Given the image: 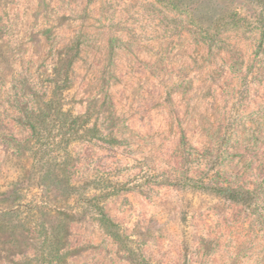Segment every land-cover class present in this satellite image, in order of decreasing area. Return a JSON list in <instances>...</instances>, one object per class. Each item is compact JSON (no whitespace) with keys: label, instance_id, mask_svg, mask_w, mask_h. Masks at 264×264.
<instances>
[{"label":"rangeland","instance_id":"rangeland-1","mask_svg":"<svg viewBox=\"0 0 264 264\" xmlns=\"http://www.w3.org/2000/svg\"><path fill=\"white\" fill-rule=\"evenodd\" d=\"M56 72L100 136L60 145L70 199L28 124ZM100 186L123 245L84 203ZM64 208L55 264H264V0H0V264H46Z\"/></svg>","mask_w":264,"mask_h":264},{"label":"trees","instance_id":"trees-1","mask_svg":"<svg viewBox=\"0 0 264 264\" xmlns=\"http://www.w3.org/2000/svg\"><path fill=\"white\" fill-rule=\"evenodd\" d=\"M71 64L72 61H69V65ZM60 76V73L56 72L51 98L40 108L38 114L32 113L28 116V124L32 131L34 170L36 173L44 172L43 176L40 177V182H44L48 189L61 192L70 199L82 188L80 184L73 180L72 172L68 169L65 159L66 155H68V147L62 148L60 145L62 141L68 146L76 139L100 136L97 135V128L87 127L91 120L89 115L73 116L72 113L64 110L61 103V93L69 89V78L65 76V79L62 80ZM59 78L60 80H58ZM67 127H79L81 132H79L80 130H75L67 137L70 130L65 131ZM58 135L62 137V140H57ZM112 141H114L112 143H116L115 140ZM47 156L48 159L44 161ZM62 157L64 161H61ZM90 191H94L96 194L86 197L84 203L89 204L93 208L96 218L105 232L115 242L121 245L125 244L129 237L121 232L120 226L106 213L103 207V201L114 195L118 190L114 188L109 191L106 186H100ZM7 214L11 215L14 213L9 212ZM59 215L61 218L57 227L52 226L48 230L40 226V229H42L40 230V237L44 238L43 245H48L49 251L47 258L43 259L46 264L62 263L72 254L69 251L63 254L60 252L67 247L70 222L83 214H81L79 209L69 211L68 208H64Z\"/></svg>","mask_w":264,"mask_h":264}]
</instances>
